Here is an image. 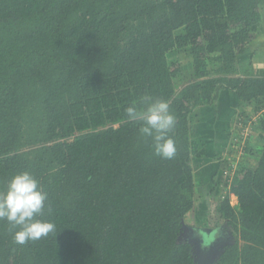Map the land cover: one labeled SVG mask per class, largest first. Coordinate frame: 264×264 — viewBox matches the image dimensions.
<instances>
[{
  "label": "trees",
  "instance_id": "16d2710c",
  "mask_svg": "<svg viewBox=\"0 0 264 264\" xmlns=\"http://www.w3.org/2000/svg\"><path fill=\"white\" fill-rule=\"evenodd\" d=\"M263 19L264 0H0V191L31 172L47 193L38 218L56 225L19 245L0 220V264H196L190 131L219 90L251 107L244 154L254 142L258 156L232 175L235 156L222 160L229 190L202 227L233 240L208 264H264V76L234 66ZM182 50L190 68L169 56ZM145 93L176 117L172 159L125 115Z\"/></svg>",
  "mask_w": 264,
  "mask_h": 264
},
{
  "label": "rangeland",
  "instance_id": "374dc122",
  "mask_svg": "<svg viewBox=\"0 0 264 264\" xmlns=\"http://www.w3.org/2000/svg\"><path fill=\"white\" fill-rule=\"evenodd\" d=\"M178 35H181L180 30L177 32ZM250 36L252 40L248 48L236 57L234 65L236 73L242 76H264V19L261 23L254 25L250 31ZM224 54L226 55V53ZM169 56L178 58L183 69L190 68L193 61L191 54L186 51L184 53L183 50L172 52ZM211 63H213V70L217 69L214 60ZM216 96L217 104L210 108H201L203 112L201 113V121L194 125L190 131L192 137V164L199 191V201L194 209V217L187 225L190 228V225L196 227L191 228L187 234H192L188 239L196 245L194 252L197 260L196 264H208L210 260L216 257L220 245L233 240L230 227L227 228L225 225L213 227L211 223L208 226L210 228L208 234L205 233L202 227L208 218L212 221V215L206 217L208 207L212 212L216 197L229 190V184H225L222 180L224 174L221 170L222 160L227 156H235L233 167L229 170L230 175H232L233 171L238 168L239 162L251 165L254 164L258 156L254 142H250L253 148L250 150L251 152L244 154L245 139L253 131L251 130V119L254 115L251 112V107L241 102L233 93L227 95L226 99L229 100L223 99L225 101H222L220 91ZM240 113L243 115H240ZM237 120L241 121L236 123ZM238 135L241 136V139L238 138ZM232 136H235L236 139ZM212 190H214V198L210 200L208 196ZM229 197L230 204L234 205L236 203L235 196L229 192ZM185 228L184 232H188L189 228Z\"/></svg>",
  "mask_w": 264,
  "mask_h": 264
},
{
  "label": "clouds",
  "instance_id": "9594fccd",
  "mask_svg": "<svg viewBox=\"0 0 264 264\" xmlns=\"http://www.w3.org/2000/svg\"><path fill=\"white\" fill-rule=\"evenodd\" d=\"M129 121L140 122L142 136L151 137L154 153L163 159H172L177 148L170 133L176 126V117L169 102L161 97L143 94L125 108ZM47 193L38 179L29 171L15 173L6 189L0 191V220H7L16 230L13 240L19 245L37 241L56 233V225L50 220L39 219L45 210ZM51 212V207H48Z\"/></svg>",
  "mask_w": 264,
  "mask_h": 264
},
{
  "label": "crops",
  "instance_id": "0c3cea01",
  "mask_svg": "<svg viewBox=\"0 0 264 264\" xmlns=\"http://www.w3.org/2000/svg\"><path fill=\"white\" fill-rule=\"evenodd\" d=\"M219 91H220V97L222 98V101L229 100V99H226V98H227V95H231L232 94L231 92H229L227 90H219ZM217 93H216V95H217ZM223 99H225V100H223ZM218 102H220V100H218ZM202 109H204V108H202ZM201 113H203V112L201 111Z\"/></svg>",
  "mask_w": 264,
  "mask_h": 264
},
{
  "label": "water",
  "instance_id": "95a60500",
  "mask_svg": "<svg viewBox=\"0 0 264 264\" xmlns=\"http://www.w3.org/2000/svg\"><path fill=\"white\" fill-rule=\"evenodd\" d=\"M185 229H186V228H184V230H183V231H181V235L184 233Z\"/></svg>",
  "mask_w": 264,
  "mask_h": 264
}]
</instances>
